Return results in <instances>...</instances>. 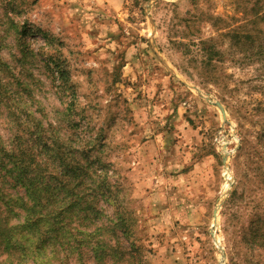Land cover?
<instances>
[{
    "label": "rangeland",
    "instance_id": "374dc122",
    "mask_svg": "<svg viewBox=\"0 0 264 264\" xmlns=\"http://www.w3.org/2000/svg\"><path fill=\"white\" fill-rule=\"evenodd\" d=\"M0 214V264H264V0H0Z\"/></svg>",
    "mask_w": 264,
    "mask_h": 264
},
{
    "label": "trees",
    "instance_id": "16d2710c",
    "mask_svg": "<svg viewBox=\"0 0 264 264\" xmlns=\"http://www.w3.org/2000/svg\"><path fill=\"white\" fill-rule=\"evenodd\" d=\"M234 36L238 37V39L241 38L240 34H234ZM247 37L251 38L252 36L247 35ZM13 150L19 151V150L15 149V148ZM12 155L13 156L11 158V162H13L14 164L23 163L24 159L21 157L22 154H20V155L14 154V151H13ZM27 220L28 221L30 220L29 217L27 218ZM24 226H26V225H24ZM12 230H13V226L9 224V222H8L6 217H3L0 214V245L1 244H5L4 249H10L12 246H14V244L16 242H18V241H14L13 242L14 233H13ZM33 231L31 233H33ZM34 236L40 237L41 235L34 234ZM51 236L53 238L57 237V235H51ZM49 238H50V236H48V237H46L44 239L34 238V240L36 242V245L41 247L49 240ZM30 239H31V237H30ZM17 252H18V250L16 249V247H13V253H17Z\"/></svg>",
    "mask_w": 264,
    "mask_h": 264
},
{
    "label": "bare ground",
    "instance_id": "6f19581e",
    "mask_svg": "<svg viewBox=\"0 0 264 264\" xmlns=\"http://www.w3.org/2000/svg\"><path fill=\"white\" fill-rule=\"evenodd\" d=\"M229 185V183H226V186H228Z\"/></svg>",
    "mask_w": 264,
    "mask_h": 264
}]
</instances>
